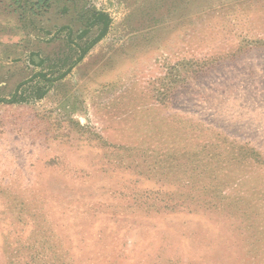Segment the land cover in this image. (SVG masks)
Segmentation results:
<instances>
[{
  "label": "rangeland",
  "instance_id": "1",
  "mask_svg": "<svg viewBox=\"0 0 264 264\" xmlns=\"http://www.w3.org/2000/svg\"><path fill=\"white\" fill-rule=\"evenodd\" d=\"M1 100L0 264H264V0H0Z\"/></svg>",
  "mask_w": 264,
  "mask_h": 264
},
{
  "label": "trees",
  "instance_id": "2",
  "mask_svg": "<svg viewBox=\"0 0 264 264\" xmlns=\"http://www.w3.org/2000/svg\"><path fill=\"white\" fill-rule=\"evenodd\" d=\"M38 3L39 4H42V3H47V0H38ZM99 23H102L103 24V26H104V32L102 33V35L98 38V39H96L86 50H84V52H83V54H82V56H81V58H80V60H82V58L84 57V55L85 54H87V52H89L90 51V49L97 43V42H99L100 40H101V38L103 37V35H104V33H105V31H106V29L108 28V26H109V23H110V21H109V18H108V16H105V15H103V14H99V15H95V17H94V24L93 25H97V24H99ZM65 75V74H64ZM46 93L44 92V93H42L41 94V96H39V98H41L43 95H45ZM0 102H2V100L0 101Z\"/></svg>",
  "mask_w": 264,
  "mask_h": 264
}]
</instances>
